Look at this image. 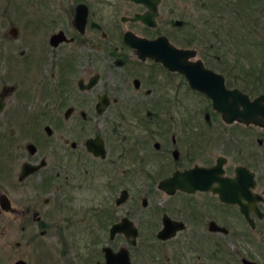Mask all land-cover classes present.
I'll use <instances>...</instances> for the list:
<instances>
[{
  "label": "flooded vegetation",
  "instance_id": "flooded-vegetation-1",
  "mask_svg": "<svg viewBox=\"0 0 264 264\" xmlns=\"http://www.w3.org/2000/svg\"><path fill=\"white\" fill-rule=\"evenodd\" d=\"M4 1L0 236L40 264H264V129L192 85L264 96L228 11L257 0Z\"/></svg>",
  "mask_w": 264,
  "mask_h": 264
},
{
  "label": "rangeland",
  "instance_id": "rangeland-1",
  "mask_svg": "<svg viewBox=\"0 0 264 264\" xmlns=\"http://www.w3.org/2000/svg\"><path fill=\"white\" fill-rule=\"evenodd\" d=\"M242 3L239 5L237 1H234L228 11L229 12H241L245 14L243 16V19L246 20L247 25L243 29L249 28V32H248L249 34H246L242 30L243 42H245L246 40V41H250L249 43H251V41L255 38L257 39L258 43L264 44V5H263V2L261 0H257V4L256 6L254 5L255 7L253 11L249 10L247 6L245 5L246 6L245 7ZM5 12L8 14L11 12L10 5L6 1L0 0V14L5 13ZM6 19L7 18L4 19L3 17H0V29H2L3 31H6L8 28L9 21ZM252 21H254V23L256 22L253 26L249 23ZM250 29L251 31L255 29L256 35L251 34ZM3 43L8 44L9 42L5 40V42ZM8 194L12 198L11 193L8 192ZM6 218L7 217L2 218L1 220L2 223H4ZM5 233L6 234H3L2 236H0V264H13L19 258L25 260L27 264H40L38 259L41 257L38 258L37 253L34 251V247H36V245L21 244L20 246H16L14 244V238H16L15 229L12 228L10 224H6ZM41 240L43 242V239Z\"/></svg>",
  "mask_w": 264,
  "mask_h": 264
},
{
  "label": "water",
  "instance_id": "water-1",
  "mask_svg": "<svg viewBox=\"0 0 264 264\" xmlns=\"http://www.w3.org/2000/svg\"><path fill=\"white\" fill-rule=\"evenodd\" d=\"M192 85L195 89L204 92L211 98L212 107L221 113V117L225 122L238 121L244 124H255L264 129L263 95L249 99L247 95L237 90H225L221 80L217 85L213 84L212 86L208 83L194 80ZM241 170L245 171L244 168ZM1 199L4 209H6L5 198L2 197ZM13 264L25 263L17 260Z\"/></svg>",
  "mask_w": 264,
  "mask_h": 264
}]
</instances>
